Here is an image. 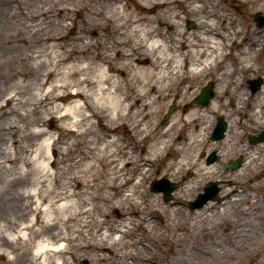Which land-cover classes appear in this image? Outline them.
<instances>
[{"label": "bare ground", "instance_id": "1", "mask_svg": "<svg viewBox=\"0 0 264 264\" xmlns=\"http://www.w3.org/2000/svg\"><path fill=\"white\" fill-rule=\"evenodd\" d=\"M12 2L16 5L12 6ZM179 6L185 11L183 17ZM167 8L172 10L169 19L161 15ZM213 8L212 5L209 10L203 0H0V131L5 123L14 127L4 118L6 110L18 102L8 82L13 76L33 78L40 66L46 69L35 78V86L42 88L39 97L35 94L34 122L29 123L46 125L41 112L36 111L42 108L58 131L56 139L46 130L22 137L24 153L33 158H25L24 170L5 182L6 189L0 194V231L5 227L6 232L25 233L16 242L0 235L3 264H70L71 258L77 261L78 257L72 249L84 252L108 246L111 238L121 240L133 228L130 212L137 216L144 209L151 210L143 190L149 164L161 159L167 149L173 153L191 151L197 141L208 138L226 109L217 100L232 96L225 89L218 90L207 105H193L199 90L193 81L212 65L223 63L219 58L224 60L225 56L217 57L215 53L224 49L226 42L238 44L237 54L233 55L236 66L231 64L229 73L246 72V57L239 50L256 45L254 39L246 38L243 22L233 28V35L239 39L225 40L228 31L221 24H232L233 17L222 6L217 14L210 13ZM200 12L207 16L205 22L197 21V31L185 30L175 20L193 21ZM168 28L174 30L172 41L165 38ZM11 32L26 42V50L17 53L15 41H19ZM249 32L261 33L252 27ZM31 41L32 45L27 46ZM261 46L262 43L255 47L256 57L263 52ZM39 56L47 61L43 59L33 66L31 61ZM16 57L19 68L10 70ZM263 63H258V71L248 79L263 70ZM227 67L225 64L219 70L224 73ZM177 95L175 105H185L187 110L177 111L169 120L162 119L166 101ZM157 102L163 104L155 108ZM23 105L30 103L23 101ZM90 118L104 124L101 137ZM120 129L123 138L119 137ZM45 135L49 137L37 143L36 137ZM126 137L142 144L144 149L139 155ZM6 143L0 135V162L10 163ZM54 150L52 158L48 152ZM37 162L40 176L32 180L28 168ZM191 162L180 160L176 164L189 170ZM172 163L168 162L167 167ZM27 185L34 189L23 191ZM194 187L198 184L190 189ZM109 212L117 213L119 221L111 219ZM142 222L150 227L149 220ZM30 235L35 237L33 243ZM96 236L99 242L90 241ZM83 237L85 240L80 242ZM140 240L133 237L125 246ZM61 241L64 246L58 244ZM17 242L21 248L15 246ZM11 254L12 259L7 257ZM121 256L140 261L143 258L139 250L126 249ZM80 258L88 261L85 255ZM103 259L98 256L96 261Z\"/></svg>", "mask_w": 264, "mask_h": 264}, {"label": "rangeland", "instance_id": "2", "mask_svg": "<svg viewBox=\"0 0 264 264\" xmlns=\"http://www.w3.org/2000/svg\"><path fill=\"white\" fill-rule=\"evenodd\" d=\"M203 1L208 9L212 8V5L214 6L213 11L210 13L217 14L219 7L222 6L232 15V24L228 25L229 22L227 20L228 23L222 22L223 24H221V27L228 31L226 32L227 35L223 37L225 40L239 39L233 35V28L243 22L246 29V38L254 39L256 45L262 43L264 40V27L257 28L261 32L259 34H251L249 31L250 27L256 30L254 24L256 13L264 14V0H244L243 2L238 0ZM18 2L20 0H17ZM14 5L16 3L12 2V6ZM182 8L179 6V11L183 17L185 16V11ZM171 14V8L161 12V15L166 17V19H169ZM206 16L207 14L200 12V14L193 16V21H186L185 19L175 20L185 30L197 31L199 29L197 21L205 22ZM66 22L70 23L68 20ZM189 23H193L194 26L189 28ZM50 28L48 27V29ZM70 29L75 32L74 27ZM167 30L168 34H166L165 38L168 41H172L175 38L172 34L174 30L173 28H168ZM11 35L19 41L18 43L15 41L17 46L15 48L18 49L17 53L26 50V42H22L21 37L13 32H11ZM24 35L31 40L29 34L24 33ZM32 43L31 41L27 46L32 45ZM256 45L252 47L249 44L245 51L239 50V54H244L246 57V72L236 71L232 74L229 73L231 64L236 66L233 55L237 54L238 44L226 42V47L215 53L217 57L224 58L223 56H225L224 60L219 58L223 63L219 62L218 67L212 65L206 74L193 81V86L198 85L199 87L198 92L207 83L213 82L214 96L218 90L225 89L232 93L229 98L223 97L217 100V104L226 105V109L222 113L228 123L225 138L215 143L209 140L208 136L204 140L197 141L195 147L193 146V150L182 153H173L169 149L164 151L161 159L149 164V172L143 180L144 199L147 200L145 202L151 207V210L144 209L143 214L137 216L130 212L129 219L133 220L131 222L133 228L121 240L114 241L111 238L107 241L108 246L94 250H84V252L72 249V253L78 257L77 261H73L71 258L70 264H264V142L251 144L249 141L251 134L261 132L260 130L264 129V68L255 76L256 78L259 76L263 78L260 91L252 95L247 90L248 76L258 71V63L264 62L263 52L259 54V57H256ZM45 58L39 56L34 61H31V64L33 66L41 64L40 61ZM15 59L17 57L12 59V65L9 66L10 70L11 67L12 69L19 68L17 63L19 61H14ZM45 60L47 61V59ZM20 62L22 61L20 60ZM225 64L228 67L222 73L219 68ZM45 69V67L40 66L33 78L13 76L8 82L10 93L17 94L18 102L15 107L8 108L4 113V118L12 122L14 127L11 128L8 123H5L3 130L0 131V135L7 140L5 152L9 158L6 159L10 160V163L0 162V194L6 189L5 182L16 178L24 170L22 168L23 160L25 158H33V155L24 153V146L21 140L25 134L46 130L53 137L52 139L58 137V131L55 128L56 123L47 116L42 108H37L36 111L38 113L41 112V116L46 120V125L38 126L35 123H29L34 122L32 111L35 109L34 105L36 104L37 96L35 94H38L39 97V89L42 88L41 86H35V78L39 74L42 75ZM112 74H116V71H112ZM28 84H32V86L27 88ZM245 92L247 94L244 97L243 94ZM177 97L178 95L172 96L166 101L168 105L161 112L162 119L169 120L177 111L187 110L185 105H181L184 108L175 105L174 112L169 117H165L169 106L174 101L178 103ZM23 101L24 103L29 102L30 105L24 106ZM162 104L163 102H157L155 108ZM260 106L263 109H260ZM235 107H237V111ZM26 113L29 114L28 118L27 116L25 117ZM255 113L258 114L254 115ZM90 121L93 123L92 127L98 132V136L101 137V133L104 131V124L95 118H90ZM84 128H88V125ZM118 133L121 138L125 136L122 129ZM45 137L48 138L49 136L36 137L37 143ZM65 139L67 140V138ZM124 139L130 144L135 154L139 155L144 149L142 144L137 143L134 139L127 137ZM184 142L185 140H181V143ZM213 151H217L219 160L211 165H206V155ZM48 155L53 158L56 155L55 150L49 151ZM180 156L181 158L179 159ZM238 156H241L244 160L242 167L234 172H225L226 160ZM180 160L182 163L192 161L189 165L191 168L189 170L187 168L180 169L181 165L176 164ZM38 162L28 168L32 180L40 176L37 172L39 168ZM168 162L173 163L167 167ZM49 166L53 167L51 161ZM162 177L178 183V188L172 194L173 198L168 201L163 200L162 192L150 190V183ZM213 180L219 181L220 195H223L225 200L219 203L209 201L198 209L190 210L189 202L195 199L207 182ZM196 184H198V187H194L193 190L190 189ZM33 189L34 186L27 185L23 191H32ZM94 213L95 217H98L97 212ZM109 213L111 219L119 221L117 213ZM144 219L150 221V227H147L146 225L148 224L142 222ZM91 227L95 230L94 225ZM145 229L147 232H145ZM9 232H12V234H9ZM24 233V231L6 232L5 227L0 231V235L5 234L14 242H16V238H19ZM30 236V242L33 243L35 237L33 235ZM133 237H138L142 240L126 248L125 243L129 242ZM87 238H89L88 235ZM99 239L100 237L98 236L94 239L90 237L92 242H99ZM82 240H85L84 237L79 241L82 242ZM58 244L64 246L65 242L61 241ZM15 246L22 247L20 242L15 243ZM126 249L131 252L139 250L143 254V258L140 257L142 260L140 261L135 257H132V259L122 257L121 255ZM82 255L87 256L88 261L86 263L81 260L80 256ZM98 256L104 259L97 262ZM7 257L12 259L13 255L11 254ZM0 264H3L2 260Z\"/></svg>", "mask_w": 264, "mask_h": 264}, {"label": "water", "instance_id": "3", "mask_svg": "<svg viewBox=\"0 0 264 264\" xmlns=\"http://www.w3.org/2000/svg\"><path fill=\"white\" fill-rule=\"evenodd\" d=\"M259 83H260V80L257 81V82H255V83H254L255 87H256V85L259 84ZM211 87H212V85L209 84V85L203 90V92L199 95V97H198L197 100H196L197 104L202 105V104H206V103L209 102L210 98L212 97ZM171 112H172V109H170L169 114H170ZM224 127H225V123H224L223 119H220V120L218 121V124H217V126H216V129L214 130V132H213V134H212V138H221V137L223 136V130H224ZM212 157H213V154L210 156L209 160H211ZM237 166H238V163L230 164V165H228V168L235 169V168H237ZM213 185H214V184H213ZM174 187H176V185L171 184V185H169V186L167 187V189L164 190V199H165V200H169V199L171 198L170 192L174 189ZM152 189H153V190H159L158 187L156 186V184L152 185ZM216 191H217L216 189H213V188H212L211 190L207 191L206 196H205V195L200 196L197 202H198V203H199V202L202 203V201L204 202V200H205L206 198H210V197H212V196H215V192H216ZM198 203H195V204L192 203V204H191V208H193V207H195V206H199V205H201V203H199V204H198Z\"/></svg>", "mask_w": 264, "mask_h": 264}]
</instances>
